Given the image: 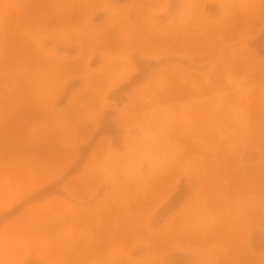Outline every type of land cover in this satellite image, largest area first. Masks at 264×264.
Wrapping results in <instances>:
<instances>
[{"label": "rangeland", "instance_id": "obj_1", "mask_svg": "<svg viewBox=\"0 0 264 264\" xmlns=\"http://www.w3.org/2000/svg\"><path fill=\"white\" fill-rule=\"evenodd\" d=\"M0 264H264V0H0Z\"/></svg>", "mask_w": 264, "mask_h": 264}, {"label": "bare ground", "instance_id": "obj_2", "mask_svg": "<svg viewBox=\"0 0 264 264\" xmlns=\"http://www.w3.org/2000/svg\"><path fill=\"white\" fill-rule=\"evenodd\" d=\"M242 99H243V98H242ZM245 138H246V137H245ZM101 143H102V142H101V141H99V142H98V144H97V147H98V146H99ZM160 200H161V199H160Z\"/></svg>", "mask_w": 264, "mask_h": 264}]
</instances>
